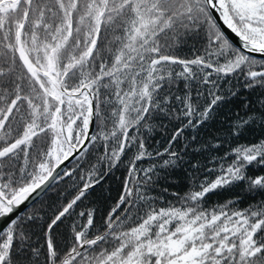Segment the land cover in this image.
Segmentation results:
<instances>
[{"label": "snow or ice", "instance_id": "6c2138e0", "mask_svg": "<svg viewBox=\"0 0 264 264\" xmlns=\"http://www.w3.org/2000/svg\"><path fill=\"white\" fill-rule=\"evenodd\" d=\"M185 46L191 56L179 54ZM233 81L262 90L264 109V0H0V264H264V199L203 207L220 189L264 194V139L211 156L212 167L184 161L187 147L174 150L185 129L238 94L223 89ZM165 121L178 122L167 146L149 151L148 136ZM255 122L246 114L233 132ZM93 152L84 183L36 246L35 217L16 209L70 157ZM146 157L154 162L140 167ZM185 162L203 179L190 175L186 192L159 205L165 197L154 189ZM125 164L123 190L99 228L92 209L69 236L54 235Z\"/></svg>", "mask_w": 264, "mask_h": 264}, {"label": "trees", "instance_id": "16d2710c", "mask_svg": "<svg viewBox=\"0 0 264 264\" xmlns=\"http://www.w3.org/2000/svg\"><path fill=\"white\" fill-rule=\"evenodd\" d=\"M193 51L189 46H185L180 50L179 54L181 56H191ZM229 87L237 91L238 94L235 97L229 96L225 102L216 106L211 114V118L197 129H185L180 141L176 143L174 150L182 151L183 147H187L186 153L182 151L184 161H191L201 167L205 164L208 167H212L213 165L208 163L211 156L223 155L225 151L237 144H251L258 142L260 139H264V124H261L259 119V113L264 111L260 107V93L262 90H247L235 81H233L232 85H223V89H228ZM200 89L203 90V86H200ZM193 96L195 97V89L193 90ZM206 102V97L199 98L201 105H204ZM246 114H254L256 116V122L245 125L238 133L233 132L235 122L246 118ZM174 123L178 122L169 123L165 121L163 128L157 127L154 129L147 139L149 151L156 149L163 151V148L167 146V139L174 131ZM192 137H195V140ZM209 144H219V151H209L206 147ZM201 148H203L202 151H197V149ZM96 156L97 152H93L79 161L72 159L62 169L60 173V177L62 178L57 177L36 201L19 214L25 218L30 215L35 217L29 223L31 231L34 233L33 243L36 246L44 245V232L47 230V224L50 223V218L54 216L59 207L76 195L78 188L84 183L80 177L86 176L92 164L96 163ZM153 162V158L146 157L138 163L140 167L146 168ZM186 162L182 166L171 170L169 178L167 180H161L160 186L154 189L153 196L163 195L165 197V200L159 201V205H163L166 201L174 202L173 193H180L182 195L186 192L191 183L190 175H198L203 179L204 174L202 172L193 173L192 168ZM101 167L104 172H107L106 165ZM64 171H70L72 175L65 176L63 174ZM249 174H261V170L250 168ZM126 176V164L108 172L99 184L89 189L85 197L77 202V205L72 210V214L63 218L62 223H59L54 228V235L57 237L69 236L73 226H79L86 222V217H80L79 213L92 209L95 210V221L97 228H99L103 222V218L115 205L116 200L121 194L123 190L122 185ZM209 178H214V174ZM164 188L168 189L166 193L163 192ZM261 199H264V194L249 193L245 185H240L220 189L215 194L209 195L203 207L210 211L218 205L233 200L237 201L236 207L242 209L248 207L250 204H256Z\"/></svg>", "mask_w": 264, "mask_h": 264}, {"label": "water", "instance_id": "95a60500", "mask_svg": "<svg viewBox=\"0 0 264 264\" xmlns=\"http://www.w3.org/2000/svg\"><path fill=\"white\" fill-rule=\"evenodd\" d=\"M233 39H235L233 37ZM73 158H69V160H66L60 167L56 170V172L53 173L54 176H56V173H61L62 169L72 160ZM55 180H50L47 186H42L40 189H37L35 193L32 194V196L29 197L27 201L24 202V204L20 205L18 209H16V212L14 215H19L22 213L29 205H31L34 201H36L48 188L49 186L54 182ZM5 223L3 218H0V225H3Z\"/></svg>", "mask_w": 264, "mask_h": 264}]
</instances>
